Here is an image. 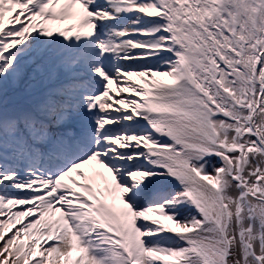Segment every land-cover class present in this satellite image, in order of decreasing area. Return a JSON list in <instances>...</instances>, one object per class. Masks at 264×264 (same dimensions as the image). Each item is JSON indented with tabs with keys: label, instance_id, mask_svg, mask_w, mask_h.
Here are the masks:
<instances>
[{
	"label": "snow or ice",
	"instance_id": "obj_1",
	"mask_svg": "<svg viewBox=\"0 0 264 264\" xmlns=\"http://www.w3.org/2000/svg\"><path fill=\"white\" fill-rule=\"evenodd\" d=\"M0 264H264V0H0Z\"/></svg>",
	"mask_w": 264,
	"mask_h": 264
}]
</instances>
